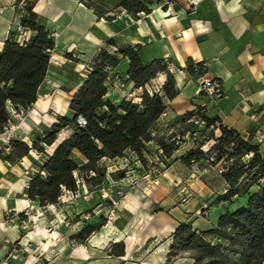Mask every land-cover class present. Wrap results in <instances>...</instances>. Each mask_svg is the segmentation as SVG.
I'll return each mask as SVG.
<instances>
[{"label":"rangeland","instance_id":"374dc122","mask_svg":"<svg viewBox=\"0 0 264 264\" xmlns=\"http://www.w3.org/2000/svg\"><path fill=\"white\" fill-rule=\"evenodd\" d=\"M35 1H13L16 11L13 31L18 41L32 34V30L21 26L20 20L26 14V4ZM97 1L104 11H110L112 15L125 12L118 6L120 0ZM110 50L114 51L112 47ZM74 55V52L51 50V66L47 79L39 89L38 100L31 106L13 107L12 120L0 132V264H51L59 258H77L87 251L92 258L114 255L112 251L120 250L114 245L120 241L124 242L126 255L125 238L131 236L146 239V248L134 251L128 260L131 263L146 264L139 258V253L156 250L160 241H170L161 264H193L194 252L191 250L170 254L173 233L181 223L175 216L185 218L182 222H192L199 231H206L217 226L222 214L236 210L247 201L246 195L235 196L231 201L222 200V194L229 189L222 176L229 162L215 156L212 143L202 149L206 156L192 158L187 163L184 158L189 151L199 148L196 142L191 139L183 141L176 144L178 148L171 154H167L158 141L153 140L147 143L144 159L130 149L122 156L104 157L99 163V167L105 170L100 181L96 172L89 173L88 177L76 172L77 188H63L57 203L42 205L28 197L27 187L32 177L41 171V165L58 143L72 133L70 127L64 126L52 145L45 143L52 133V124L58 122L59 116L73 118L70 102L96 58L95 55L91 60H82ZM168 72L175 77L179 90L189 80L174 66ZM126 74L121 66L119 69H108L106 97L116 103L123 99L141 102L144 88L135 90L136 86L131 87V80ZM167 77V72L158 73L146 85L147 90L163 94ZM193 113L188 112L163 125L156 123L153 135L158 138L166 136L167 142H171L170 130L186 132L189 127L187 117ZM217 134L218 131H211L209 137ZM252 135H261L264 141L263 134ZM14 140L28 143L31 150L16 163H10L4 157L13 150ZM263 141L257 143L264 156ZM36 146H43L44 150ZM75 157L78 161L83 160L80 154ZM94 176L98 177L93 179ZM245 184L246 179L242 182V185ZM147 197L148 205L144 204ZM140 208H148L146 225ZM108 224L121 236L120 239L111 236L114 240L109 238L105 249L94 250L90 240ZM82 231L85 238L77 236ZM206 236L214 243L222 244L230 257L239 256L236 252L239 243L231 247L229 240L216 233Z\"/></svg>","mask_w":264,"mask_h":264},{"label":"trees","instance_id":"16d2710c","mask_svg":"<svg viewBox=\"0 0 264 264\" xmlns=\"http://www.w3.org/2000/svg\"><path fill=\"white\" fill-rule=\"evenodd\" d=\"M92 7L98 16L108 20L114 18L110 11H104L97 0H79ZM155 0H120L118 6L128 13L140 15L150 13ZM34 2L26 4V14L20 24L32 30V34L18 41L12 31L0 51V132L12 120V108L27 107L39 97V89L47 79L51 65V50L55 48L54 36L40 23ZM108 44L116 45L117 50L103 48L90 65L87 78L83 81L70 102L74 111L73 118L59 116L52 124V133L45 143L52 145L64 126L72 133L60 141L53 153L49 154L39 171L27 187L29 198L40 204L57 203L63 188L75 190V173L87 175L98 173L100 181L105 170L99 167L104 157L122 156L128 149L135 151L144 159L147 143L157 140L167 154L178 146L167 142L166 136L153 135L152 129L167 109L166 99H174L180 93L173 74L162 59L144 64L136 46L121 44L110 38ZM121 55L128 57L129 80L136 87H143L141 102L123 99L116 103L106 97L108 93V67H117ZM167 72L163 94L149 92L146 85L158 73ZM208 118V117H207ZM216 122V118H208ZM221 135L212 146L218 159L229 162L223 178L229 186L222 194V200L231 201L235 196H247V201L236 210L222 214L216 227L199 231L192 222H181L173 233L174 241L171 255L179 251L194 252L193 264H262L264 261V156L260 145L253 141V135L245 136L236 129L220 123ZM213 135V134H212ZM13 150L6 154L5 160L16 163L28 155L31 146L23 141L14 140ZM41 151L43 146H36ZM80 154L82 161L75 157ZM0 155L1 151H0ZM206 156L201 148L192 149L184 161ZM249 156L245 159V157ZM43 172V173H42ZM98 176H94L96 179ZM88 179V178H87ZM246 179V184L242 185ZM89 181V180H87ZM216 233L230 241L231 247L239 243L237 258L230 257L222 244L214 243L206 235ZM77 236L85 238V232ZM120 250L112 251L116 256L125 255L123 241L115 243Z\"/></svg>","mask_w":264,"mask_h":264},{"label":"crops","instance_id":"0c3cea01","mask_svg":"<svg viewBox=\"0 0 264 264\" xmlns=\"http://www.w3.org/2000/svg\"><path fill=\"white\" fill-rule=\"evenodd\" d=\"M13 1L0 0V51L14 29ZM34 4L59 52H74V57L91 60L101 49H110L108 40L114 38L136 46L144 64L162 59L187 76L180 94L166 100V115H161L158 125L200 108L208 118H216L243 135H264V0H155L150 13L134 15L121 8L125 12L111 20L100 18L79 0H36ZM120 62L128 71V57L121 55ZM203 76L216 77L229 97L214 102L198 95V81ZM129 83L135 86L133 81ZM221 132L220 128L218 135ZM148 200L144 204L148 205ZM139 210L146 225L148 208ZM111 236L116 240L121 237L108 224L90 240L93 249H105ZM125 240V256L92 258L87 251L51 264H139L128 260L134 251L146 248V239L131 236ZM169 245L170 241H160L156 250L142 251L139 258L146 264H161Z\"/></svg>","mask_w":264,"mask_h":264},{"label":"built area","instance_id":"2783aa9c","mask_svg":"<svg viewBox=\"0 0 264 264\" xmlns=\"http://www.w3.org/2000/svg\"><path fill=\"white\" fill-rule=\"evenodd\" d=\"M145 14V13H141ZM29 37V36H28ZM27 37V38H28ZM114 50H117L116 45L111 46ZM168 67L172 70V64L169 61H166ZM108 69H112V67H108ZM198 95H206L207 98L211 101H218L221 99H226L229 97L228 92L224 89L222 83L213 76L206 77L203 76L198 81ZM163 115H166L164 112ZM187 122L189 127L186 132L177 133L174 130H170L171 134V142L175 144H181L186 140H193L198 144V147L204 149L205 145L208 143H212L213 146L216 142V138L219 136L218 134L215 137H209V133L211 131H215V133L220 129V123L218 122H209L205 111L203 109H195L194 113L187 117ZM221 135V134H220ZM245 136H249L246 134ZM255 139V141H254ZM254 142H262L263 136L257 135L253 136ZM162 151V150H161Z\"/></svg>","mask_w":264,"mask_h":264}]
</instances>
